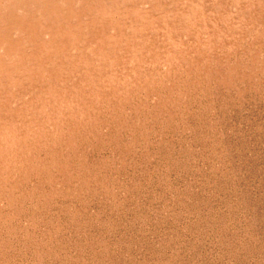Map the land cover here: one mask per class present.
<instances>
[{
	"label": "rangeland",
	"instance_id": "rangeland-1",
	"mask_svg": "<svg viewBox=\"0 0 264 264\" xmlns=\"http://www.w3.org/2000/svg\"><path fill=\"white\" fill-rule=\"evenodd\" d=\"M0 264H264V0H0Z\"/></svg>",
	"mask_w": 264,
	"mask_h": 264
}]
</instances>
